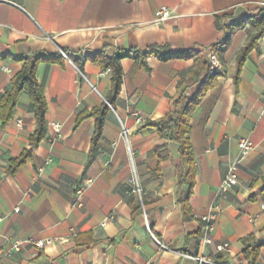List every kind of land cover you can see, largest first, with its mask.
<instances>
[{"label": "crops", "instance_id": "crops-1", "mask_svg": "<svg viewBox=\"0 0 264 264\" xmlns=\"http://www.w3.org/2000/svg\"><path fill=\"white\" fill-rule=\"evenodd\" d=\"M262 1L0 0V98L21 70L22 58L70 51L83 64L80 70L69 57L63 64H38L47 125L62 124V138L52 146L50 130L31 145L36 117L25 91L13 118L0 121V245L8 238L25 242L0 264H196L187 255L197 254L221 264H252L244 256L243 240L252 236L264 243V52L259 41L245 60L238 86L234 80L240 51L259 30L253 21L264 15ZM161 6L173 15L156 23ZM237 21L241 25L228 38ZM151 46L199 55L169 61L150 57V70L123 59L122 89L88 165L95 118L77 124V117L107 102L112 85L110 70L85 57ZM212 49L219 59L216 81L190 120L191 189L180 145L144 126L168 115L180 91L192 96L199 90L207 73L193 71L198 57ZM124 129L129 144L121 136ZM248 137L255 149L240 166L238 183L222 191L239 141ZM29 149L32 157L9 173L11 161ZM48 156L50 165L45 164ZM134 173L141 194L131 181ZM88 180L90 186L78 194ZM190 189L186 212L182 202ZM210 212L216 214L214 244L204 246L200 218ZM41 239L54 242L43 249L27 243ZM225 242L231 252L217 253L215 244ZM256 264H264V246Z\"/></svg>", "mask_w": 264, "mask_h": 264}, {"label": "trees", "instance_id": "trees-1", "mask_svg": "<svg viewBox=\"0 0 264 264\" xmlns=\"http://www.w3.org/2000/svg\"><path fill=\"white\" fill-rule=\"evenodd\" d=\"M240 25L241 21L232 23L227 37L229 38L233 29L239 27ZM253 25L255 28L259 27V30L240 51L237 61V72L234 80L237 86L239 84L240 74L248 54L258 47V41L264 34V15L256 17L253 21ZM64 53L78 66L80 70H82V62L75 58L72 52L64 51ZM198 55V53L193 51L172 52L168 46H151L145 51L138 48H129L118 52L114 56H109L105 54V52H101L85 57L84 61L99 62L102 69L110 70L112 85L111 94L108 96L107 102L94 108L92 111H84L77 117V124H80L85 119L91 117L95 118V133L92 139L88 165L93 162L98 154L99 143L104 133L106 117L111 110V107L115 106V102L117 101L122 89L124 77L122 60L125 58L133 59L140 66L150 70L148 65V59L150 57H157L162 61H169L173 59H190ZM64 60V55L22 58L20 60L23 62L21 70L17 73L10 87L0 98V121L2 124H6L13 118L20 94L24 91L29 94L36 117V131L30 139L32 147L39 144L48 133V125L46 121L48 104L43 88L36 77L38 64L40 62L63 64ZM209 69L210 62L207 56H199L193 73L196 76H200L204 72L207 73V76L201 83L199 90L192 96L187 95L184 91H180L179 96L174 102L173 110L168 115L155 121H149L144 126V128H155L161 138L180 145L181 156L184 158L185 163L190 166L188 177L191 179V189L195 183V167L193 148L189 138V133L191 131L190 120L202 98L215 84L217 74L210 75ZM31 157V149L24 151L20 157L11 161L9 173L15 174L18 169ZM158 170H160L159 166ZM191 189L188 192L185 201L182 202L186 212H189L190 210L188 201L192 193ZM243 242L245 244V249L243 251L245 258L250 260L252 264H256L264 243L256 240L252 236L245 238Z\"/></svg>", "mask_w": 264, "mask_h": 264}, {"label": "built area", "instance_id": "built-area-1", "mask_svg": "<svg viewBox=\"0 0 264 264\" xmlns=\"http://www.w3.org/2000/svg\"><path fill=\"white\" fill-rule=\"evenodd\" d=\"M260 7L264 9V1L259 3ZM173 12L166 6H161L155 13V22L160 23L168 18L172 17ZM259 43L264 52V34L259 39ZM65 57L67 55L63 53ZM207 58L210 62L209 74L215 75L218 71L219 59L217 53L214 49L210 50L207 54ZM7 70V68H5ZM18 125L22 126V121H18ZM48 130L51 131L50 135L47 137L49 144L52 146L55 142L62 138V124L56 121H52L48 123ZM127 130H123L121 136L125 138L126 142L129 144ZM239 152L238 155L230 162L227 175L223 181L222 191H227L229 188L233 187L238 183V171L243 161L247 158V156L255 149V144L253 140L248 138H243L239 141ZM53 159L51 156H48L45 164L50 165ZM132 183L136 184L135 191L141 194V189L138 185V179L136 174L134 173L132 177ZM92 182L90 180L86 181L83 185H81L78 189V194H81L90 186ZM15 211L18 212L19 208H15ZM4 219V217H0V222ZM202 221V227L200 232V243L204 246L214 244L213 240V232L215 230V221L216 214L214 212L208 213L206 216L200 218ZM152 238L156 241L159 248L161 250H167V246L161 240L157 238V236L151 233ZM53 239H41V240H29L27 243H32L35 247L43 249L51 244H53ZM24 241L20 239H12L8 238L6 243L0 245V262L11 258L14 254L20 252L23 248ZM215 250L217 253L222 252H231V247L229 243H218L215 244ZM188 258L195 261L196 264H221L218 262L213 256L206 254H197V255H187Z\"/></svg>", "mask_w": 264, "mask_h": 264}]
</instances>
